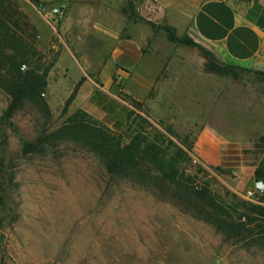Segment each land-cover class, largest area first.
<instances>
[{"label":"rangeland","instance_id":"rangeland-1","mask_svg":"<svg viewBox=\"0 0 264 264\" xmlns=\"http://www.w3.org/2000/svg\"><path fill=\"white\" fill-rule=\"evenodd\" d=\"M16 1L37 28L42 57L30 66L55 64L43 94L49 120L33 100L6 117L9 96L0 88V264H264V196L259 202L245 197L250 186L239 190V168H208L192 155L215 100L264 107V74L244 71L233 79L201 67L205 74L188 81L184 94L171 90L156 97L154 86L147 91L108 62L111 43L102 45L92 32V9L105 3L128 18L126 0H63L69 14L56 31L40 5L61 0ZM131 1L139 13L151 4ZM74 20L79 29L63 30ZM144 26L136 31L143 33ZM74 58L89 63L84 80ZM85 80L90 86L83 95L93 91L92 97L63 113L75 84ZM129 97L140 105L134 107ZM78 108L117 133L125 131L129 109L148 117L152 135L164 132L190 149L191 158L180 163L184 185L156 187L110 175L78 130L53 138ZM25 142L37 149L25 152ZM196 191L201 193L191 194ZM254 206L260 210L251 212Z\"/></svg>","mask_w":264,"mask_h":264},{"label":"crops","instance_id":"crops-1","mask_svg":"<svg viewBox=\"0 0 264 264\" xmlns=\"http://www.w3.org/2000/svg\"><path fill=\"white\" fill-rule=\"evenodd\" d=\"M149 2L148 11L141 13L143 16L171 25L177 35L192 37L224 62L264 71V0ZM74 4L81 8L82 3ZM92 12L95 40L102 45L111 43L108 62L117 71L137 80L147 91L154 86L156 97L169 95L171 90V93L178 90L182 95L188 88V81L205 74L201 71L204 57L201 54L196 57L192 47L171 42L165 32L162 37L147 24L134 22L105 3ZM68 14L69 11L66 17ZM143 25V33L137 32L138 26ZM79 27L80 22L76 20L69 22L67 28L63 24L65 31ZM74 59L81 69L80 79L84 80L89 63ZM88 82L85 80L79 87L72 102L76 107H81L82 102L93 95V91L83 95L89 89L84 87ZM263 108L220 98L209 104L194 139V159L208 168H239V190L248 185L253 187L258 182L256 168L264 158Z\"/></svg>","mask_w":264,"mask_h":264},{"label":"trees","instance_id":"trees-1","mask_svg":"<svg viewBox=\"0 0 264 264\" xmlns=\"http://www.w3.org/2000/svg\"><path fill=\"white\" fill-rule=\"evenodd\" d=\"M123 12L134 22H142L154 30L164 31L171 42L196 48L205 59L202 66L205 73L229 76L233 79H239L244 71L264 74V71L222 61L214 52L192 37L177 35L176 29L171 25L156 23L143 16L131 0H126ZM36 38L37 28L20 8L19 3L16 0H0V88L9 96L8 105L4 110L6 117H11L26 100L37 103L46 120L51 117L50 107L43 94L55 61L42 68L30 66L34 59L39 60L42 57L35 45ZM79 87L80 83H77L65 100L63 113L76 98ZM129 99L134 107V104L140 105L134 99L130 97ZM151 128H154V125L148 117L133 108L127 113L126 129L121 133H117L79 108L66 118L64 125L53 132V138L71 129L78 130L84 141L101 156L110 175L156 187H161L164 183L184 185V172L180 163L191 158L188 153L190 149L188 148V151L183 149L164 132L159 131L152 135ZM166 130L172 134L169 127ZM36 149L35 143H24L25 152ZM255 177L257 180L264 179V161L256 168ZM184 188L188 189L186 186ZM200 193L196 191L191 194ZM259 210V206L250 209L251 212Z\"/></svg>","mask_w":264,"mask_h":264},{"label":"built area","instance_id":"built-area-1","mask_svg":"<svg viewBox=\"0 0 264 264\" xmlns=\"http://www.w3.org/2000/svg\"><path fill=\"white\" fill-rule=\"evenodd\" d=\"M40 8L44 10L47 22L55 31L60 23L65 19L68 11L67 2L63 0L50 6H46L41 3ZM263 196L264 183L259 181L245 192V197L255 202H259V199Z\"/></svg>","mask_w":264,"mask_h":264}]
</instances>
